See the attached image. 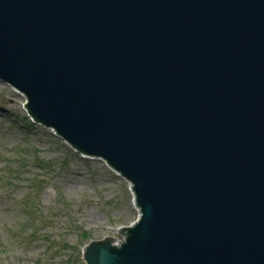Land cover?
I'll return each mask as SVG.
<instances>
[{
	"label": "water",
	"instance_id": "1",
	"mask_svg": "<svg viewBox=\"0 0 264 264\" xmlns=\"http://www.w3.org/2000/svg\"><path fill=\"white\" fill-rule=\"evenodd\" d=\"M0 80L131 184L86 264H264V0H0Z\"/></svg>",
	"mask_w": 264,
	"mask_h": 264
},
{
	"label": "rangeland",
	"instance_id": "2",
	"mask_svg": "<svg viewBox=\"0 0 264 264\" xmlns=\"http://www.w3.org/2000/svg\"><path fill=\"white\" fill-rule=\"evenodd\" d=\"M0 80V264H86L82 247L138 217L129 184L34 122Z\"/></svg>",
	"mask_w": 264,
	"mask_h": 264
},
{
	"label": "bare ground",
	"instance_id": "3",
	"mask_svg": "<svg viewBox=\"0 0 264 264\" xmlns=\"http://www.w3.org/2000/svg\"><path fill=\"white\" fill-rule=\"evenodd\" d=\"M138 213H139V211H138Z\"/></svg>",
	"mask_w": 264,
	"mask_h": 264
}]
</instances>
